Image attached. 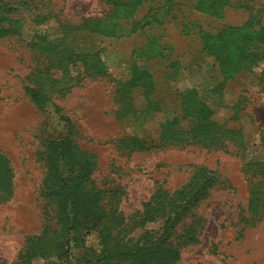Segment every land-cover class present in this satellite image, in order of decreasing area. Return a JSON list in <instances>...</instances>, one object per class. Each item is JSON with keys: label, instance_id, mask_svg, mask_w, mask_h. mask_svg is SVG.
<instances>
[{"label": "rangeland", "instance_id": "374dc122", "mask_svg": "<svg viewBox=\"0 0 264 264\" xmlns=\"http://www.w3.org/2000/svg\"><path fill=\"white\" fill-rule=\"evenodd\" d=\"M195 1L146 0L133 18L141 19L150 8L160 6L157 21L152 20L127 36L100 37L106 75L97 76L96 71L39 108L24 88L32 74L45 69L49 57L68 58L59 24L75 25L86 17L92 18L89 25L97 23V17L108 9L107 0H0V25L8 24L6 18L18 24V34L0 36V151L9 161L13 182L11 197L0 203V264H10L15 259L27 235L41 232L42 141L62 138L69 132L80 148L95 156L96 166L91 175L95 185L121 192L119 210L126 217L141 209L156 187H179L195 166L216 173L220 183L194 209L197 217L202 218L198 242L183 246L175 264H264V219L254 225L240 220L248 199V179L234 147L180 149L162 148L156 143L158 123L177 114L179 96L187 89H194L206 100L215 120L238 128L246 146L264 143V89L258 83V72L240 73L223 81L212 57H203L196 48L198 23L213 29L217 23L238 24L251 11L260 15L264 25V0H240L246 7H240L237 0L223 7V3H216L214 7L223 10L220 20L208 15L210 3L197 10ZM152 13L153 10L149 12ZM42 33L46 40L30 41L35 34ZM95 38L91 36L90 41L84 37L97 47ZM155 43H160L157 48L161 55L150 58L149 65L157 76L152 95L160 110L139 126L129 116H115L113 93L116 84L129 77L132 65L141 57L140 50L146 45L155 47ZM191 58L197 62L190 61ZM124 136L147 140V149L129 152L119 147L116 139ZM159 226V220L145 225L151 232ZM84 235V245L96 251L97 232L90 230ZM81 252L82 249L69 247L65 257H36L32 264H77L75 257Z\"/></svg>", "mask_w": 264, "mask_h": 264}, {"label": "trees", "instance_id": "16d2710c", "mask_svg": "<svg viewBox=\"0 0 264 264\" xmlns=\"http://www.w3.org/2000/svg\"><path fill=\"white\" fill-rule=\"evenodd\" d=\"M230 1L196 0L195 8L200 10L204 3H210L208 15L220 20L223 10L214 5L223 3V7L231 4ZM145 2L107 0L108 9L97 17V23L89 25L92 18L86 17L75 25L59 24L65 45L63 50L69 53L68 58L49 57L45 69L32 74L24 88L30 101L42 108L52 96L63 95L79 85L82 78L96 71L97 76L106 75L100 37L127 36L152 20L157 21L160 6L150 8L141 19L133 18L137 8ZM236 2L240 7H246L240 0ZM169 9L168 6L167 11ZM151 10L153 13L149 14ZM147 17L151 20H146ZM6 21V26L0 25V36L12 32L18 34V24L7 18ZM196 28L198 52L203 57H212L223 81L240 73L258 72V83L264 89V25L259 14L249 11L248 17L238 24L217 23L213 29L198 23ZM91 36L97 37V47L84 39L88 37L91 41ZM35 39L46 40V34H35L30 41ZM158 45L160 43L141 49L138 53L141 57L132 65L129 77L116 84L113 93L116 109L113 111L117 118L129 116L141 126L160 110L159 102L152 95L156 90L157 76L149 65L150 58L161 55ZM172 64L169 60V65ZM137 96L141 99L138 100ZM231 108L233 118H236L237 110L234 105ZM65 121L72 129V124L66 118ZM238 132V128L227 125L226 121L215 120L206 100L194 89H187L179 96L177 114L158 123L156 143L162 148L180 149L186 146L234 147V153L243 161L248 179V199L240 220L245 225H254L264 219V143L246 146ZM116 142L129 152L147 149V140L142 138L124 136ZM39 158L44 167L39 186L44 224L39 234L25 237L23 247L10 264H32L36 257L60 259L65 257L69 247L82 249L75 257L77 264H175L183 246L198 242L197 231L202 227V218L195 214V207L220 183L213 170L195 166L179 187L173 190L156 187L141 209L126 217L119 210L121 192L95 185L91 178L96 166L95 156L80 148L70 132L62 138H44ZM10 172L9 161L0 151V203L7 201L13 193ZM155 220L160 221L155 232L146 229L145 225ZM90 230L97 232L99 248L96 251L84 245V232Z\"/></svg>", "mask_w": 264, "mask_h": 264}]
</instances>
